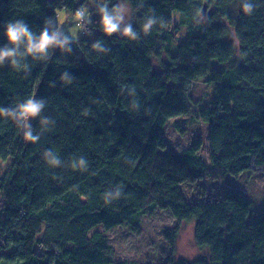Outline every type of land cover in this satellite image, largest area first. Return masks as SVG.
<instances>
[{"label":"trees","instance_id":"16d2710c","mask_svg":"<svg viewBox=\"0 0 264 264\" xmlns=\"http://www.w3.org/2000/svg\"><path fill=\"white\" fill-rule=\"evenodd\" d=\"M121 1L0 0V46L6 22L38 35L57 30L56 10L88 12L76 40L0 66V264H135L94 228L140 234L161 209L177 220L163 264H264V208L248 220L264 196V0H124L135 39L100 24L97 8ZM175 12L189 34L172 53ZM200 77L214 85L202 107L189 85ZM29 97L39 113L14 114ZM179 115L190 119L174 124L187 146L163 153L162 130ZM184 222L207 256L175 258Z\"/></svg>","mask_w":264,"mask_h":264},{"label":"rangeland","instance_id":"374dc122","mask_svg":"<svg viewBox=\"0 0 264 264\" xmlns=\"http://www.w3.org/2000/svg\"><path fill=\"white\" fill-rule=\"evenodd\" d=\"M120 5L124 8L122 13L124 20L121 22L123 25H127L130 22L131 10L128 3L124 0L121 1ZM82 8L86 9V4ZM56 13V21L59 26L58 36L61 38L73 41L86 32L87 23H85V20L87 19V14L78 20L75 14L66 13L64 10H56ZM178 16V12L173 14L174 22L170 28V31H172V53L176 50L177 45L184 42L189 34L185 26L178 25ZM227 37L233 39L232 31L228 32ZM152 62L155 67L159 66L155 59ZM189 85L190 94L193 100L198 102L199 107L208 105L214 97V85L204 82L203 77L193 80ZM179 119L190 121L187 115H179V117L171 118L168 121L162 130V137L165 142V148L161 150L163 153L180 151L187 146L174 128V124ZM7 162V160L0 161V170L6 167ZM257 171L259 182L264 186V166L259 167ZM250 205L251 209L248 220H258L261 217V209L264 208V196L251 199ZM141 221L140 234H136L121 225L106 230L103 226L98 225L94 230H100L108 237L109 243L112 244L115 250L117 260L124 262L131 261L135 264L146 262L150 264H163L171 252V247L164 234L167 230L177 225V220L174 219L169 211L161 209L157 210L150 217H142ZM193 226L192 222H184V224L179 225V232L173 251L176 259L193 261L196 258L207 256V251L200 249L195 244Z\"/></svg>","mask_w":264,"mask_h":264},{"label":"clouds","instance_id":"9594fccd","mask_svg":"<svg viewBox=\"0 0 264 264\" xmlns=\"http://www.w3.org/2000/svg\"><path fill=\"white\" fill-rule=\"evenodd\" d=\"M100 16V24L102 25L103 31L107 34L120 32L121 35L131 39H135L133 29L130 25H125L123 28L120 27L121 21L124 20L122 5L117 4L113 9L107 8V3L102 4L97 8ZM88 15L85 8H80L76 11L75 17L79 20L80 17ZM51 21H46L48 24ZM152 21L149 20L142 26L144 31H147L151 26ZM59 34V26L57 30L51 33L47 28L41 29L39 34H35L29 27V25L21 19L6 22L4 25V37L7 43L0 46V66H2L5 60L14 68L26 67L21 61L26 56H33L37 59L46 58L49 54V50L55 46H62L67 42V38L64 41H58L57 35ZM23 45V51H18V48ZM42 101H34L33 98L29 97L23 103L16 106L14 114H18L21 118L27 119L28 117L36 116L41 107ZM2 111V110H0ZM27 138L34 139L30 135L26 134Z\"/></svg>","mask_w":264,"mask_h":264},{"label":"water","instance_id":"95a60500","mask_svg":"<svg viewBox=\"0 0 264 264\" xmlns=\"http://www.w3.org/2000/svg\"><path fill=\"white\" fill-rule=\"evenodd\" d=\"M201 14H202L203 18H204V17L206 16V14H207L206 3H204V4L202 5Z\"/></svg>","mask_w":264,"mask_h":264}]
</instances>
